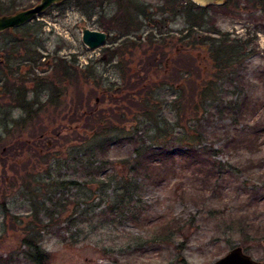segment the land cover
<instances>
[{"label": "rangeland", "instance_id": "obj_1", "mask_svg": "<svg viewBox=\"0 0 264 264\" xmlns=\"http://www.w3.org/2000/svg\"><path fill=\"white\" fill-rule=\"evenodd\" d=\"M39 1L0 0V5L10 3L15 7L2 14L16 13ZM182 1L186 0H126L125 8L131 12L129 17L137 25L127 28L119 22L120 28L110 30L113 39L107 37L102 46L94 49L83 42V28L107 32L104 18L119 13V0H103L101 3L80 0L84 10L76 0H66L58 4L59 7L49 8L17 29L16 36L28 38V46L32 47L27 53L18 47L15 53L8 55L3 46L11 38L9 32L12 30L0 34V264H6L9 257L13 258L14 264H37L25 255L28 238L35 239L49 253L47 264H212L237 246H241L253 259L264 261V130L257 138L253 136L257 143L255 152L242 149L224 157L227 163L230 160L232 164L250 165L249 169L244 168V172L227 167L223 178L219 181L213 179L206 186L193 178V169L179 157L174 161L177 173L170 179L159 185L148 183L144 186L141 198L149 225L160 223V228L167 222L183 221L181 232L173 238L159 237L154 245L146 241L147 247L138 251L136 247L128 248V245L140 241V237L152 240L157 233L153 232L155 227L144 231L130 220L115 219L110 225L100 228L97 227L100 224L97 217L95 221L84 222L90 217L89 210L99 211L104 200L111 198L113 185L95 183L103 178L86 175L85 168L89 163L85 160L77 162L73 158V151L83 146L78 138L89 133V127L84 128L83 122L71 123L66 116L84 114V110H89L85 105L87 102L91 105L97 103L96 114L123 116L130 119L124 124L130 127L134 122L131 119L140 113L117 108H126L124 104L128 102L124 98L126 90L120 88L124 87L125 80L135 83L139 78L143 79L145 86L158 84L155 94L158 115H175L167 110L161 113L162 99H172L176 92L170 90L173 88L170 81L175 82V86L184 83L189 89L192 87L190 79L202 86L215 72L205 46H193L196 35H201V38L208 36L210 40L216 39L214 41L225 36L242 41L253 38L248 51L255 49V52L247 54L243 60L242 76L247 80L246 87L241 93L217 95L218 82L215 94L218 97L213 103L227 107L229 104L233 106L237 100L241 104L244 102L241 115L247 116L240 125L242 131L239 128L238 133L245 136L256 133L254 121L259 119L264 123V107L261 105L264 103V13L249 6L231 9L228 15L216 18L214 27L220 28L218 33L207 29L202 32L198 29L195 33V29L186 30L188 21L192 22V15L189 18L187 12L177 5H182ZM173 4L177 5L176 9L172 8ZM133 41L135 45L129 44ZM113 46L119 48L116 53L109 49ZM157 47L160 50L157 54L165 52L170 58L169 68L191 65V61L180 62L189 56L190 60L197 61L202 75L168 76V82L162 80L165 87L161 90L165 62L161 66L149 65L148 59ZM63 58L68 67L73 66L82 75L91 71L92 77L100 83L81 76L79 82H58L56 79V84H52L50 78L53 77L55 63ZM30 59L36 61L34 66ZM199 67L194 68L197 70ZM35 77L37 83L40 77L43 78L41 87L33 84ZM55 85L60 97L53 101ZM6 87L9 90L20 87L21 90L12 97L6 92ZM199 91L195 93L196 101L200 97ZM103 93L107 95L104 102ZM111 98L118 102H111ZM211 98H208L210 103ZM190 100L191 97L184 98L182 115H201V109L196 112L189 107ZM25 102L29 103L27 109L23 107ZM213 124L214 132L219 134L211 136V139L220 147L222 141L219 140L225 135L223 133L230 126L231 119L228 116L221 120L215 118ZM8 146H11L9 150ZM130 151L131 144L125 141L110 147L106 158L116 164L122 160L127 164V159H131ZM112 166L107 167L108 174L119 172L118 178L128 175V168L123 164ZM227 169L229 173H226ZM72 179L88 182L82 185L61 184V181ZM5 208L9 209V214ZM105 247L114 248L116 253L106 252Z\"/></svg>", "mask_w": 264, "mask_h": 264}, {"label": "trees", "instance_id": "obj_2", "mask_svg": "<svg viewBox=\"0 0 264 264\" xmlns=\"http://www.w3.org/2000/svg\"><path fill=\"white\" fill-rule=\"evenodd\" d=\"M76 1L81 10H84L80 0ZM119 1L121 3V6L119 7V13L111 16L108 19L104 18L105 22H107V24L105 25V30L107 31V33L109 32L108 37L111 39L113 38L110 35V30L112 28H120L119 25H117L119 22H123L124 27L127 28L137 25V22H135V20L134 22L131 21V18L129 17L131 15V12H127L125 8L127 4L126 0ZM97 2L101 3L103 2V0H97ZM95 4L96 1L94 2V5ZM181 4L182 5H177L182 7V9L189 15V18H191V1H182ZM177 5L173 4L172 8L176 9ZM59 6L60 5H55L54 7ZM14 8L15 7L10 3H7L6 5H0V13L2 14L4 11H9ZM88 15L91 17L92 13H88ZM188 24L189 25L186 30H192L193 25L190 20L188 21ZM18 28L19 27L9 32L12 34V36L5 42V45L3 46L8 55L15 53L16 48L18 47L25 49L26 53L32 48L28 46V38L16 36ZM214 40H210V37L206 36L200 38V40L196 38L192 41L193 46H199V44H201V46L203 47L206 46V48L204 47L205 50L210 53V60L212 62L213 68L215 69L213 77H211L210 80L204 82L201 86L194 79H190L189 83L192 86L189 87V89L192 91L190 93H188L189 89L187 88L186 84L183 83V85L175 86V82H173L172 80L170 81V84L173 87L170 90H175L176 92H174L172 99H162L161 113L163 110H167L172 113H176L175 115H158L156 111L158 102L155 95L156 90L159 89H156V86L158 84L154 83L151 86H145V82H143V79L139 78L138 81L132 83L130 80H125L124 78V87H122L123 89H120L123 91L126 90L124 98L125 100L128 99V102L124 104L126 105V108H124L123 106H119L117 108H120L123 111L125 109H128L134 114L140 113V115H133L134 118H132L131 121L134 120V122L130 127L124 125L125 122H128L130 119H127L123 116L116 114L114 116L116 118L114 119L113 116L107 117L104 115H100V112L96 114V110L98 108L97 103L91 105L90 102H87L85 105L89 110H84V114L66 116L70 119L71 123L83 122L84 128L89 127V133L86 132L84 136H80V139L78 138V140L82 141V143L79 144H83V146L80 149H78L77 147V149L73 151V158L76 159L77 162L85 160V162L89 163V167L85 168L86 175L93 174V176L95 177L101 176L103 178L99 181H94L95 183L99 182L102 183V185L106 186V183L108 182L109 184L107 183V185H113V195L111 196V198L108 197V199L104 200V206L99 211H96L95 209L89 210L91 213L90 217L85 219L84 222L92 219L93 221H95L94 218L97 217V223L98 221L100 222V224L98 223L99 226L97 225V227L100 228H104L110 225L111 222H113L115 219H120L121 221L130 220L140 228H142L144 231H146L148 227H151V229L155 227L153 232L157 233L156 235H154V238L151 236V239L153 238L152 240H144L143 237H140V241H136L135 243L132 242L128 245V248L130 249L136 247V250L142 251L144 250L145 246L147 247V242L154 245V242H157V240H159V237H165L169 239L173 238L177 233L181 232L183 223V221L181 220H175L176 223L167 222L166 225H163L160 228V223V225H149L147 223L148 216L146 213V209L143 206V200L141 198V193L143 192L142 190L146 184H162L166 180L170 179L172 175L177 173V170L175 168L176 166L174 165V161L177 158L180 157L184 159V161L187 162L188 167H191L193 169V178L198 179L201 183H205L206 186H208L207 183L211 182L213 179L219 181L221 178H223L226 171L225 169L227 167L235 169L236 171L240 170L242 172H244V168L245 170L250 168V165L244 167L243 163L232 164L230 160L227 163V161L224 160V157L227 154H234L242 149H245L249 152H255L257 150V143L253 139V136L255 135L256 138L260 136L261 132H263L264 130V123H261L259 119L254 121L255 123L253 126L255 128L254 132L256 133H252L250 136H245L244 133H238L239 128L242 131V127H240V125H243L242 121L247 116L241 115L243 113L241 111L242 107L244 106V102H242L241 104V102H238L237 100L235 101L233 106H231V104H225L227 106L225 107L220 106L219 104H215L213 103V101L218 97L215 96L217 88L216 84L218 82H220L219 88L221 89L219 90L218 88L217 95L223 94L224 92L233 93L235 91L241 93L244 90V87H246V85L244 84L247 80H245L246 78L242 76L244 68L243 60L247 54H252L255 52V49H251V51H248L249 47H251V44H253V38H247L246 40L242 41L241 39H230L228 38V36H225L220 40ZM129 44L135 45L136 43H134L133 41ZM109 49L113 51L112 53H116L119 50V48H116L114 46L112 48L109 47ZM157 51H160L158 47L156 48L155 53L149 56L148 59L150 61L149 65L154 64L161 66L162 63H166V65L164 63L165 69L164 72H162L163 76L161 77V90L165 87L163 86L164 83L162 82V80H166V82H168V76L174 75L183 78V75L185 76L187 73H193V75L199 77L202 75V73H199L200 67L195 59L190 60L189 56H185L180 62L191 61V65L184 64L179 68L174 67L172 69L169 68L170 58L166 56V53L162 52L159 55L157 54ZM29 61H33V66L36 64L35 60L30 59ZM194 63L195 66L199 67V69L196 70L194 68ZM191 66L193 69H191ZM90 73L91 71H88L87 74L83 73L82 75L81 72L75 71L73 66L68 67V65H66V60L63 58L60 59V62L55 63L53 77L50 79L52 84H56V79L58 82L67 80L69 83V80L71 82H79L82 76L87 80H92V82L96 81V83H100L99 80H96L94 77H92ZM55 75L57 76L56 78ZM127 75L129 76V79H131V76L128 73ZM36 80L37 79L35 77L33 84H35L37 88L41 87L43 85V78L40 77V81L38 83L36 82ZM53 89L55 90V94L53 95V98L51 100L54 101L55 98L59 96V94L57 93L58 86H53ZM199 89L200 91L198 92V94H200V97L199 100L196 101L195 93ZM19 90H21L20 87L11 90H9V87H6V92H9L12 97L13 95L15 96V94L18 95ZM106 96V93H103V102L106 101ZM130 96H133V99H130ZM187 97L192 98V100L189 101V107L192 109V111L197 112L201 109L199 111L201 115H191V117H185V115H182V104L184 102V98ZM210 97H212V103H210V100L208 99ZM111 102L117 103L118 100L116 98H111ZM27 103L28 102H25L23 104V107L26 109ZM33 103L39 102L34 101ZM128 103L130 104L129 106ZM257 103L258 105L260 104V102ZM212 104H215V107H213ZM261 105L264 107L263 102L261 103ZM164 106H167L168 108L166 107L167 109H163ZM184 106L187 108L186 103L184 104ZM221 112L229 113V115H213L219 114ZM223 116H228L231 119V124L226 129V132L223 133L225 135L221 139L219 138V141H222V144L219 147L216 145L217 142L211 139V136H216L217 134H219L218 131L214 132L215 125L213 123L215 122V118H219L221 120ZM125 141L129 145L131 144V159H127V164L124 160L119 161L116 164L113 161H110L111 159L106 158V153L110 147H113L114 145L119 146V144H122ZM206 141L209 142L206 143ZM10 148L8 146L7 150H9ZM220 156H222L223 158L221 157V159H218ZM120 163L123 164L124 167L128 168V175L119 176L118 178L117 174L119 172L115 173L116 175L108 174L106 172L107 167H109L110 165H114L112 167H115ZM68 164L70 166V163ZM92 167L95 168V174L91 169ZM226 173H229V170ZM87 182L88 181L81 183V181L79 180L72 179L61 181V184L82 185L85 183L87 184ZM215 186V188H217L218 185ZM203 188L205 190L211 189V187ZM101 197L104 198V196ZM4 210L7 214H9L8 208H5ZM25 243L28 246V249H26L27 251L25 252V255L28 259L36 262L37 264H47L50 255L39 245V243L35 239L28 238ZM104 249L110 254L116 253L114 248L105 247ZM6 264H14L13 258H7Z\"/></svg>", "mask_w": 264, "mask_h": 264}, {"label": "water", "instance_id": "obj_3", "mask_svg": "<svg viewBox=\"0 0 264 264\" xmlns=\"http://www.w3.org/2000/svg\"><path fill=\"white\" fill-rule=\"evenodd\" d=\"M66 0H40L34 6L27 9L17 11L13 14L0 15V33L6 30H14L17 27L23 26L38 15L43 14L47 9L53 5H58ZM200 3L208 2H220L222 0H198ZM107 32L93 30L88 27L83 28L82 40L91 49L102 46L108 37ZM264 244V239H263ZM212 264H264V261H257L253 259L249 254L245 253L241 246L234 247L225 256L217 259Z\"/></svg>", "mask_w": 264, "mask_h": 264}, {"label": "flooded vegetation", "instance_id": "obj_4", "mask_svg": "<svg viewBox=\"0 0 264 264\" xmlns=\"http://www.w3.org/2000/svg\"><path fill=\"white\" fill-rule=\"evenodd\" d=\"M191 1L192 25L195 33L198 29L202 32L204 29L218 33L220 28H215L218 15H228L231 9L240 7H254L261 13H264V0H222L220 2L200 3L198 0ZM245 4V5H243ZM202 21L204 23H202ZM200 40L201 35H196ZM206 48V46H205Z\"/></svg>", "mask_w": 264, "mask_h": 264}]
</instances>
